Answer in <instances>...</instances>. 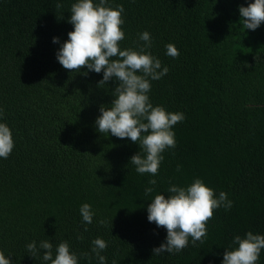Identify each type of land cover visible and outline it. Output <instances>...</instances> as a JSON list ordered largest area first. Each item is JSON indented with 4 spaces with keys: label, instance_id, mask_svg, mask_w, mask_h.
Returning <instances> with one entry per match:
<instances>
[{
    "label": "trees",
    "instance_id": "obj_1",
    "mask_svg": "<svg viewBox=\"0 0 264 264\" xmlns=\"http://www.w3.org/2000/svg\"><path fill=\"white\" fill-rule=\"evenodd\" d=\"M73 2L0 0V108L14 141L0 158V251L11 264H43L26 244L66 240L80 264H98L91 241L100 237L107 264H221L234 235L264 234V22L244 29L238 8L247 0H110L124 8L120 46L142 44L146 30L151 53L169 69L151 81L150 100L185 114L152 177L129 162L135 142L96 130L116 82L98 85L102 72L84 75L55 58L52 37L67 39ZM168 43L175 58L165 55ZM196 177L224 191L231 209L213 210L202 241L189 237L178 253L152 255L166 230L147 220L149 200ZM145 187L154 192L146 196ZM85 202L95 213L87 225Z\"/></svg>",
    "mask_w": 264,
    "mask_h": 264
},
{
    "label": "clouds",
    "instance_id": "obj_2",
    "mask_svg": "<svg viewBox=\"0 0 264 264\" xmlns=\"http://www.w3.org/2000/svg\"><path fill=\"white\" fill-rule=\"evenodd\" d=\"M244 29L255 30L264 22V0H247V5L238 8ZM122 5L113 7L110 0H74L67 18L72 25L67 39L62 42L52 37L55 58L62 67L86 75L88 71L102 72L98 85L115 81L111 89L112 100L100 104L99 114L94 119L96 130L101 134H111L117 138H127L135 142L139 150L129 157L138 174L149 173L155 177L162 153L176 145L173 126L185 119L181 111H167L162 105H154L149 97L151 81L159 80L168 73L167 65L151 51V35L148 31L138 33L143 41L136 47H121L125 37L121 28L124 24ZM165 55L175 58L178 49L172 43L165 45ZM0 108V158L6 159L13 150L14 141L10 127L2 119ZM179 171V166L177 167ZM154 178L149 185H156ZM164 193H156L146 206L147 220L166 230L164 240L152 249V255L178 253L191 242L202 241L206 236V223L212 218L213 210L231 209L233 202L224 191L214 194L201 178H194L190 184L180 186L170 183ZM145 195L154 192L153 187H145ZM79 213L85 225L92 223L94 211L88 203H82ZM85 230H87L85 228ZM107 242L96 237L91 241V253L98 264H107L102 251ZM28 252L39 255L43 264H80V257L70 249L66 240L54 248L48 239L38 243L32 240L26 244ZM264 249V234L247 231L243 237L234 235L231 245L225 248L221 264H257ZM41 250H43L41 254ZM88 257V253H82ZM10 256L0 251V264H11Z\"/></svg>",
    "mask_w": 264,
    "mask_h": 264
}]
</instances>
